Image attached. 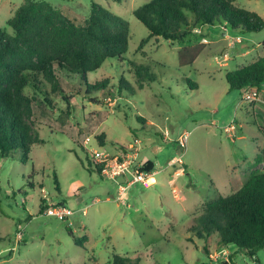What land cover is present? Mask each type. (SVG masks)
I'll list each match as a JSON object with an SVG mask.
<instances>
[{
    "label": "rangeland",
    "instance_id": "374dc122",
    "mask_svg": "<svg viewBox=\"0 0 264 264\" xmlns=\"http://www.w3.org/2000/svg\"><path fill=\"white\" fill-rule=\"evenodd\" d=\"M25 1L0 0V29L13 34L9 20ZM36 1L55 9V25L65 27L85 24L92 5H100L129 23L130 38L125 55L107 59L83 80L64 72L56 89L54 80L43 78L45 88L26 87L33 102L23 120L36 143L26 162L22 150L0 160V264H113L114 255L127 264H217L234 246L191 228L206 203L264 171L256 162L264 150V105L244 101L243 91H230L225 78L264 56V29L241 34L223 21L195 24L189 14L196 29L171 44L150 38L135 16L151 0ZM234 2L264 18V0ZM236 38L243 43L230 46ZM245 46L253 51L236 53ZM183 53L188 63L181 65ZM185 78L199 88L190 90ZM87 136L90 147L111 154L139 140L137 163H154L155 183L134 184L120 197L118 184L89 165ZM236 166L246 174L237 169L233 179ZM44 190L74 214L64 221L46 215ZM256 258L264 263V248L255 258L234 255L236 264H258Z\"/></svg>",
    "mask_w": 264,
    "mask_h": 264
},
{
    "label": "trees",
    "instance_id": "16d2710c",
    "mask_svg": "<svg viewBox=\"0 0 264 264\" xmlns=\"http://www.w3.org/2000/svg\"><path fill=\"white\" fill-rule=\"evenodd\" d=\"M189 14L195 24L223 21L241 34L264 29L260 14L236 5L234 0H151L135 11L136 18L149 29L150 38L161 37L171 44L182 41L196 29ZM57 15L47 4L26 0L9 20L13 34L0 29V160L15 159L17 151L22 150L26 162L36 143L23 120L33 102L25 93L26 87L45 88L43 78L54 80L56 89L59 75L64 72L83 80L107 59L121 57L128 51L129 23L102 6L93 4L91 16L83 25L71 22L66 27L56 26ZM195 58L190 59L191 64ZM186 63L183 53L181 65ZM133 67L141 72L145 69L134 64ZM225 78L230 91L260 88L264 84V57L227 71ZM185 81L190 90L199 88L191 79ZM94 88L99 90L101 85ZM47 102L51 104L50 99ZM98 138L102 141V137ZM256 162L264 166V150ZM89 165L94 166L90 158ZM94 168L100 174L101 167ZM142 170L152 173L155 165L147 161ZM55 181L58 182L57 178ZM41 205L45 210L44 200ZM195 222L197 225L191 231L197 236L219 234L221 245H235L255 258L264 248V171L252 174L231 195L206 203ZM69 233L77 245L84 246L83 240L75 238L70 229ZM113 264H127V259L114 255Z\"/></svg>",
    "mask_w": 264,
    "mask_h": 264
},
{
    "label": "built area",
    "instance_id": "2783aa9c",
    "mask_svg": "<svg viewBox=\"0 0 264 264\" xmlns=\"http://www.w3.org/2000/svg\"><path fill=\"white\" fill-rule=\"evenodd\" d=\"M241 42L240 38L233 39L230 46H234L235 43ZM228 55L225 56V60H228ZM244 101L254 102L258 97V89L255 87H248L242 90ZM228 131H233L234 126L228 127ZM97 144L100 145L96 139ZM141 142L136 140L135 143H130L123 148L118 154H111L105 151H101L98 148L90 147V136L84 139L83 147L87 149L89 158L94 164V167H101L100 176L103 179L115 181L119 186L120 197L131 188L134 184L142 183L145 187H150L155 181L152 173L142 170V165L137 163L138 151L137 145ZM185 145L184 139L181 146ZM43 200L45 203V213L48 216L56 217L59 220H66L74 214L69 208H67L62 202L52 201L49 194L43 191ZM227 256V255H226ZM264 264V263H263Z\"/></svg>",
    "mask_w": 264,
    "mask_h": 264
},
{
    "label": "crops",
    "instance_id": "0c3cea01",
    "mask_svg": "<svg viewBox=\"0 0 264 264\" xmlns=\"http://www.w3.org/2000/svg\"><path fill=\"white\" fill-rule=\"evenodd\" d=\"M225 36H226V34H224ZM239 43H243V40L241 39V42H239ZM245 49H248V50H246L245 51ZM235 51H236V53H239L240 55H247V54H249V53H251L252 51H253V49H250V48H248V46H245V47H236L235 48ZM259 57H264V56H260L259 54L257 55V58H255V60H254V62L259 58ZM229 59V58H228ZM227 61V60H226ZM253 63V62H252ZM227 73V72H226ZM226 73H225V75H226ZM256 88V87H255ZM258 89V91H259V93H258V97H257V100L256 101H254V102H252V103H258V104H260L261 106H263L264 105V84L260 87V88H257ZM251 103V104H252ZM259 149L257 150V152L253 155V157L254 156H256L257 154H259ZM252 157V162L254 161V158ZM242 168V166H236L235 168H233V170H232V178L234 179V177L235 176H237V173H236V171H237V169H240V171H239V173H238V175L239 174H243V175H245L246 173V171H244V170H242L241 169ZM252 170V169H251ZM253 170H254V168H253ZM249 179V178H248ZM247 179V180H248ZM153 181H155V180H152V182ZM127 192H128V190L121 196V197H124V196H126L127 195ZM120 196V195H119ZM215 235V234H214ZM231 246V245H230ZM232 246H234V247H232V248H226V249H224L223 250V252H221V254H220V257L218 258V259H216V261H217V264H236L235 263V260H234V255H235V253H243V254H246V252H244V251H240L235 245H232ZM227 255V256H226ZM257 259V258H256ZM257 261H258V259H257ZM258 264H261V262H259L258 261Z\"/></svg>",
    "mask_w": 264,
    "mask_h": 264
}]
</instances>
